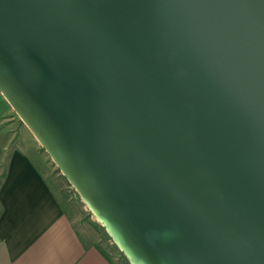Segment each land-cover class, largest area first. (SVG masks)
Wrapping results in <instances>:
<instances>
[{
	"label": "water",
	"instance_id": "95a60500",
	"mask_svg": "<svg viewBox=\"0 0 264 264\" xmlns=\"http://www.w3.org/2000/svg\"><path fill=\"white\" fill-rule=\"evenodd\" d=\"M0 94L129 264H264V0H0Z\"/></svg>",
	"mask_w": 264,
	"mask_h": 264
},
{
	"label": "crops",
	"instance_id": "0c3cea01",
	"mask_svg": "<svg viewBox=\"0 0 264 264\" xmlns=\"http://www.w3.org/2000/svg\"><path fill=\"white\" fill-rule=\"evenodd\" d=\"M5 130H0V176L5 173L0 183V264H115L93 231L87 229L83 236L69 221L56 189L67 191L63 184L50 183L37 160L19 143L12 145L14 138Z\"/></svg>",
	"mask_w": 264,
	"mask_h": 264
},
{
	"label": "rangeland",
	"instance_id": "374dc122",
	"mask_svg": "<svg viewBox=\"0 0 264 264\" xmlns=\"http://www.w3.org/2000/svg\"><path fill=\"white\" fill-rule=\"evenodd\" d=\"M5 101L0 97V130L6 127V130L3 134H7L8 137H13V144L16 145L19 143L32 157L37 160L41 169L45 172L50 183L54 180L56 182L63 184L64 188L67 191H60L57 186L59 196L64 199V202L67 206L66 212L69 218V221L73 224V227L85 236L86 230L93 231L98 238L100 247H103L107 253L111 254V257L123 260L122 255H120L119 250L113 245L110 237L106 234L103 227L95 221L93 215L85 208L84 203L81 201L75 190L69 185L67 180L63 177L60 171L56 170L55 164L51 161L50 157L47 156L46 152L40 147L38 141L34 136H31L32 133L28 131V128L21 122L18 115L14 110H10L11 106L6 105ZM53 174V176L51 175ZM67 194L68 199L63 196ZM68 200V201H67ZM118 261V260H117ZM125 263L126 261L123 260ZM124 263V264H125ZM127 264V263H126Z\"/></svg>",
	"mask_w": 264,
	"mask_h": 264
},
{
	"label": "built area",
	"instance_id": "2783aa9c",
	"mask_svg": "<svg viewBox=\"0 0 264 264\" xmlns=\"http://www.w3.org/2000/svg\"><path fill=\"white\" fill-rule=\"evenodd\" d=\"M111 239V238H110ZM111 241H112V239H111ZM112 243H113V241H112ZM113 245L115 246V244L113 243ZM117 249H118V247L117 246H115ZM119 250V249H118ZM119 252H120V255H122V257H123V260H125L124 258H125V256H124V254L119 250ZM108 254H109V256L111 257V254L108 252ZM111 260H113L114 261V263L115 264H124L125 262L123 261V260H119V256L117 257V258H114V257H111ZM118 260V261H117ZM126 264V263H125Z\"/></svg>",
	"mask_w": 264,
	"mask_h": 264
},
{
	"label": "trees",
	"instance_id": "16d2710c",
	"mask_svg": "<svg viewBox=\"0 0 264 264\" xmlns=\"http://www.w3.org/2000/svg\"><path fill=\"white\" fill-rule=\"evenodd\" d=\"M21 122H22V121H21ZM56 170L59 171V169H56ZM4 176H5V173H2L1 176H0V183H1V180L4 178ZM103 229H104V228H103ZM124 259H125V258H124ZM125 261H126L127 264H129L128 261H127V259H125Z\"/></svg>",
	"mask_w": 264,
	"mask_h": 264
}]
</instances>
